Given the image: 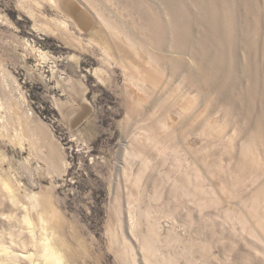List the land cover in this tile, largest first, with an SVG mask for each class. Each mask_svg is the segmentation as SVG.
Wrapping results in <instances>:
<instances>
[{
	"label": "rangeland",
	"instance_id": "374dc122",
	"mask_svg": "<svg viewBox=\"0 0 264 264\" xmlns=\"http://www.w3.org/2000/svg\"><path fill=\"white\" fill-rule=\"evenodd\" d=\"M0 263L264 264V0H0Z\"/></svg>",
	"mask_w": 264,
	"mask_h": 264
},
{
	"label": "bare ground",
	"instance_id": "6f19581e",
	"mask_svg": "<svg viewBox=\"0 0 264 264\" xmlns=\"http://www.w3.org/2000/svg\"><path fill=\"white\" fill-rule=\"evenodd\" d=\"M75 4V3H74ZM77 6V5H76ZM77 9H79V10H77V11H75V16H71L70 18H72V20H73V22L74 23H76V25H78L79 27H80V29L82 30V29H85V30H87V29H89L90 27H91V25H92V18H90L91 17V15H89L86 11V13L85 12H83L84 10L82 9V8H80V6H77ZM68 11L69 9L67 8V9H65L64 11ZM82 10V11H81ZM70 12V11H69ZM69 17V16H68ZM80 29H78V30H80ZM80 30V31H81ZM165 32V31H164ZM172 32L173 33H175L174 32V29L172 30ZM173 33H172V35H173ZM174 37V36H173ZM105 43V42H104ZM107 44V43H106ZM111 46H113V45H111V44H109V48L111 49L112 47ZM117 48H119L118 50H116ZM114 47V49H115V52L117 51V53H118V55H120V60L118 61V63H121V65H123L122 64V61H123V59H125L126 58V56H127V53H129L127 50H125V49H123V48H121V47ZM113 49V48H112ZM110 51V50H109ZM114 51V50H113ZM150 64V63H149ZM138 65L141 67L142 65L140 64V63H138ZM143 68H145V67H143ZM156 68V67H155ZM137 69H140L139 67H137ZM157 69V68H156ZM135 70V69H134ZM134 70H132V69H130L129 70V73H133L134 72ZM143 71V70H142ZM144 72H145V70H144ZM157 74H159V73H157ZM158 78V77H157ZM155 80V79H154ZM155 87H156V85H155ZM0 264H2V263H0Z\"/></svg>",
	"mask_w": 264,
	"mask_h": 264
}]
</instances>
